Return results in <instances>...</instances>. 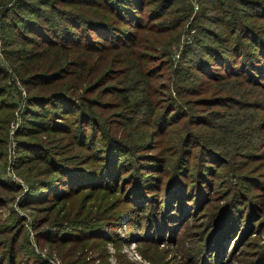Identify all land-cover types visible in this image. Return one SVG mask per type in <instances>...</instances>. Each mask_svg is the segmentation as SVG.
Listing matches in <instances>:
<instances>
[{"label": "rangeland", "instance_id": "rangeland-1", "mask_svg": "<svg viewBox=\"0 0 264 264\" xmlns=\"http://www.w3.org/2000/svg\"><path fill=\"white\" fill-rule=\"evenodd\" d=\"M225 1L222 7L221 0H168L157 16L160 13L154 8L163 0H146L138 13L139 23L111 13V25L121 24L123 34L128 30L133 39L125 37L126 43L113 40L111 45L91 49L94 53L88 67L78 69L80 75L76 70L65 79L73 97L85 105L89 103L85 96L96 100L93 112L106 136L95 146L81 144L71 133L74 129L46 127L31 136V140L50 148L63 162L62 168L35 155L34 149L19 147L18 131L30 89L17 69L21 61L15 54L11 59L6 52L0 16V61L8 81L22 96L11 109L6 126L0 127V140L4 134L6 137L0 153V264L11 250L12 264H264V107L259 106V125L246 128L241 142H235L238 146H232L229 132H222L226 130L219 121L223 117L217 119L214 110H235L216 99L226 81L210 80L203 71L229 68L226 59L209 49L222 50L238 41L240 29L233 31L226 21L234 15L252 23L251 35L245 39L247 47H262L264 0L260 4ZM180 4L185 8L184 17L179 15ZM15 35L16 42L9 47H18L17 52L23 55L35 54L28 65L34 71L41 70V47L25 41L19 33ZM96 40L99 45L108 41L101 36ZM139 57V66L150 78L148 83L135 78L131 70ZM235 59L238 66H245L243 54H236ZM178 68L182 75L187 68L194 72L179 89L173 84ZM90 74H94L92 79ZM97 77H101L100 84L91 88ZM254 78L257 81L242 83L234 76L229 81L243 84L245 98L264 104V73L258 72ZM235 89L224 92L238 94ZM148 93L160 116L125 104V94L139 101L140 95ZM177 98L182 102L175 104ZM66 113L69 119L63 115L59 119L76 127L77 113ZM200 118L210 120V124L201 123ZM166 119L169 123L163 126ZM184 129L220 145L230 158L202 151L191 141L194 149L187 156L185 169L178 167L184 163L180 152L183 145L178 139L179 130ZM94 137L101 138L100 129ZM113 143L128 147L125 151L118 147L114 155L117 164L127 159L119 165L116 179L109 185L102 179L89 182L88 177H106L108 171L99 167L108 160L100 154L114 150ZM26 151L30 155L19 158ZM90 170H94L92 176H88ZM63 173L74 181L66 194L43 196L35 189L43 179L50 183L48 188L55 184L61 189L55 177Z\"/></svg>", "mask_w": 264, "mask_h": 264}, {"label": "trees", "instance_id": "trees-1", "mask_svg": "<svg viewBox=\"0 0 264 264\" xmlns=\"http://www.w3.org/2000/svg\"><path fill=\"white\" fill-rule=\"evenodd\" d=\"M166 1L168 0H163L161 4H158L156 8H154L157 10V13L162 11V7L165 5ZM181 1L184 3V0H180V2ZM235 1L240 3L244 0ZM245 1L255 4L262 3V0ZM221 2L222 7L227 4L225 0H221ZM145 4L146 0H0V16L2 18L6 52L11 59L13 57L12 55L15 54L16 59L21 61V65L17 66V69L21 71L20 73L23 77V81L27 83L30 89L26 103L24 104V121L18 131V133H20V136L18 137L20 148L34 149L36 153L35 155L42 156L51 161L52 165L62 168L63 162H59V158L51 153L50 148H47L46 144L40 141L31 140L33 134L45 130L46 127L48 129H64L65 131L74 129L71 133L77 137V140L81 144L89 145L91 143L92 146H95L99 139L106 136V133L100 127L98 117L93 112V106L96 104V100L85 96L84 99L89 101V103L85 105L83 100L77 96H75L77 98L73 97L68 91L69 86L65 79L76 70L80 75L82 72H78V69H85L88 67L89 62L93 57L92 53H94V51H90L91 49L111 45L110 42L113 40H120V43H126L125 37L133 39V34L131 32L126 30L123 34L121 24L111 25V21L108 19L111 17L112 13L118 15L125 21L139 23L140 17L138 16V13L139 10L141 11L143 9ZM205 9L208 10V8ZM179 10L181 11V14L179 15L184 17V5L181 6L180 4ZM156 15L159 16L161 13ZM226 21L231 24V29L233 31L240 29L238 32V41L233 43L234 45H225V48L222 50L216 51L215 49L210 48L209 51L211 50L215 55L226 59L225 64L229 68L224 71H210L203 68V71L208 73V79L210 80L211 78H214L216 81H226L223 82L220 87V92L223 93L218 95L216 99L222 101L221 103L224 104V106L235 108V110H222L220 108H215V116L217 119L223 117V119L219 121H221L223 126L226 127V130H222V132H229L228 140L231 141L232 146H238L235 142H241V136L246 135V128H256L261 122L262 117L260 116L261 113L259 111V106L264 107V104L258 102L254 98H245V88H243V84L235 80H231L235 82L231 83L229 78L239 76L240 79H242V83H248L247 81H257L255 80L254 75L258 72L264 73V40H262V45H260L262 47L257 46L248 48L245 39L251 35L250 28L252 23L236 15ZM17 33H19L25 41H31L34 44L37 43V45L41 47L38 50V55H40L44 61L41 66H38L41 70L34 71L31 69V66L28 65V62L32 61L35 54L23 55L17 52L18 47H9L10 43L16 42L15 37L17 35L15 34ZM32 33L36 34L38 38L32 35ZM8 34H11V36ZM136 35L137 32H135V36ZM97 36L104 37L109 42H102L100 44L103 45H99V42L96 40ZM230 37L231 36H228L227 38ZM227 38L222 37V39ZM243 46H245V50L241 49ZM236 54L244 55L243 63L245 66L242 67V65L238 66L236 64ZM132 61L135 63V60ZM56 62L61 63L55 65ZM140 64H142V60L139 57V63H136L131 67V70L136 74L135 78H144V82L148 83L150 82V78L147 76L146 70L139 66ZM186 70V74L183 75L179 73V68L177 70V78L173 81V84L177 89H179L182 86V82L186 81L187 77L190 76L189 74L191 71L193 72L192 68H187ZM193 74L194 72L192 75ZM93 76L94 74H90L89 78L92 79ZM95 80L96 83L91 84V88L100 84L101 77H97ZM130 80L133 81L132 77ZM54 81H60V84H53ZM77 85H80L79 82ZM170 85L171 83H167V86ZM86 86H83V88ZM32 87H39V90L33 91L31 90ZM45 87H49L47 90L48 92H44ZM234 88H236L235 91H237L238 94H236V92L230 94L224 92L225 89L232 90ZM239 93H241V96ZM21 99L22 96L19 89L13 85L10 80L8 81L5 66L0 61V127L3 128L6 126L12 115L11 109L14 105L17 106ZM124 99L126 101L125 104L129 103L131 107L136 108L137 110H142V112L147 110L152 116H155L160 112L157 111V104H155L156 102L154 98H152L149 93L140 95L139 101H133L128 94H125ZM180 99H175L174 103L179 104L182 102ZM147 106L148 109L146 108ZM70 110L73 113H77V123L74 128L72 127V123L59 119V116L61 115H63L65 119H69L66 111ZM225 114L231 115L228 116ZM160 115L161 113L159 116ZM165 116H167V114L164 115V118H166ZM199 121L201 123L210 124V120L201 119ZM168 123L169 119L162 125L167 126ZM97 129H100L101 138L94 137ZM3 131L5 132V130ZM179 135L178 139L183 145L180 152L183 154L184 163L178 167H181L183 170L185 169L184 164L187 161L188 154L192 153V150L194 149V146L190 147L192 143H194L193 145H199L202 151L205 150L206 152L212 153V155H220L225 157V159L230 158L228 152L220 145L210 143V140H208L205 134L204 136L206 137V140L201 138L200 133L197 132L194 136L186 129L179 130ZM2 139L3 140H0V153L6 143L5 134ZM113 139L116 140V137H113ZM191 141L192 143L189 144ZM113 147L114 150L108 149L105 153L102 152V154H100L102 158L108 160V164L103 163L99 167V169H106L108 171L106 177H88L86 179L89 182L95 183L103 182L102 180H105L104 182L109 185L112 180L116 179L119 165L122 163L124 164L127 159H122L117 164V159L114 155L116 154L118 147L121 148L120 150L124 149V151L128 150V147H125L123 143H120L119 145L113 143ZM29 155L28 151H26L23 153L21 152L20 157L18 154V157L23 159ZM52 155H54V157ZM69 159L72 160L73 158ZM104 172L101 173L103 174ZM93 173L94 170H90L88 176H92ZM0 177H2L1 174ZM55 178L56 180H60L61 189L53 186L55 184H51V188H48L50 183L47 184L45 179H43L44 182L37 185L35 189H39L43 196H51L52 193L58 194L62 192L63 194H66L69 190L67 186H74L72 185L74 181L68 180L64 173L56 175ZM100 179L102 180L100 181ZM34 181L35 180H32L31 182ZM80 183L82 184V182L77 181L76 184ZM60 184L57 186H60ZM53 234L54 233L51 232L50 236H53ZM26 240L28 239L26 238ZM13 255V250H11V254L6 258L4 264H12ZM35 264H48V262L37 261Z\"/></svg>", "mask_w": 264, "mask_h": 264}, {"label": "built area", "instance_id": "built-area-1", "mask_svg": "<svg viewBox=\"0 0 264 264\" xmlns=\"http://www.w3.org/2000/svg\"><path fill=\"white\" fill-rule=\"evenodd\" d=\"M0 26H1V24H0ZM1 50H2V38H1V34H0V52H1Z\"/></svg>", "mask_w": 264, "mask_h": 264}]
</instances>
